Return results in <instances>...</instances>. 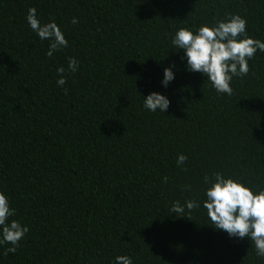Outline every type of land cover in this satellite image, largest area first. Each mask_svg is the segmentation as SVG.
Listing matches in <instances>:
<instances>
[{
  "label": "trees",
  "instance_id": "trees-1",
  "mask_svg": "<svg viewBox=\"0 0 264 264\" xmlns=\"http://www.w3.org/2000/svg\"><path fill=\"white\" fill-rule=\"evenodd\" d=\"M29 8L55 21L66 48L45 54ZM229 14L264 40V0H0V192L29 228L15 253L0 246V264H264L203 209L170 213L203 199L206 174L264 188V52L228 96L170 44L178 28ZM153 91L169 99L165 113L143 108Z\"/></svg>",
  "mask_w": 264,
  "mask_h": 264
},
{
  "label": "clouds",
  "instance_id": "clouds-1",
  "mask_svg": "<svg viewBox=\"0 0 264 264\" xmlns=\"http://www.w3.org/2000/svg\"><path fill=\"white\" fill-rule=\"evenodd\" d=\"M27 26L41 40L49 41L47 56L68 46L60 27L54 20L41 23L35 8H29L25 16ZM73 24L78 23L75 17ZM247 21L238 14H229L223 19L211 24H201L194 30L180 27L171 35L170 44L176 50H182V59L186 69L199 72L210 82L217 94L231 96L230 86L233 77H243L249 72L248 61L254 54L264 52V40L247 36ZM79 65L74 58H68L67 68L76 72ZM57 73H64L63 67L57 68ZM175 78L171 67L162 70L160 84L167 88ZM63 75L56 80L58 86L65 84ZM170 104L169 99L159 92H150L143 97V108L149 112L165 113ZM187 157L178 154L177 166L183 164ZM167 179L166 177L164 178ZM203 199H189L181 206L174 201L170 213H183L203 209L209 224L232 239L247 238L254 246L255 255L264 258V188H257L241 180L214 172L211 176L204 175ZM190 190V189H187ZM15 209L10 206L9 198L0 192V246L10 245L6 252L15 253L19 242L29 231L27 225L15 219ZM184 216V215H177ZM112 264H132L125 255H118Z\"/></svg>",
  "mask_w": 264,
  "mask_h": 264
}]
</instances>
